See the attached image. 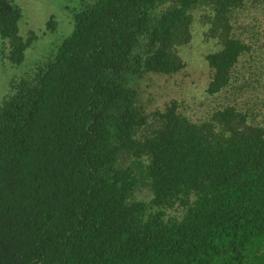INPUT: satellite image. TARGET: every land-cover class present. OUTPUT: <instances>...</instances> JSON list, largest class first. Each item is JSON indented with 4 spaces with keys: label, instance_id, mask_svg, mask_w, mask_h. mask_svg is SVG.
<instances>
[{
    "label": "trees",
    "instance_id": "obj_1",
    "mask_svg": "<svg viewBox=\"0 0 264 264\" xmlns=\"http://www.w3.org/2000/svg\"><path fill=\"white\" fill-rule=\"evenodd\" d=\"M21 18L0 0L13 65ZM196 21L216 107L148 109ZM55 51L0 104V264H264V0H81Z\"/></svg>",
    "mask_w": 264,
    "mask_h": 264
},
{
    "label": "rangeland",
    "instance_id": "obj_2",
    "mask_svg": "<svg viewBox=\"0 0 264 264\" xmlns=\"http://www.w3.org/2000/svg\"><path fill=\"white\" fill-rule=\"evenodd\" d=\"M20 8V34L32 39L20 65L11 64L0 53V104L11 81L32 72L52 56L61 42L73 29V15L81 9V0H12ZM53 20L54 26L48 22ZM217 50L206 41L205 29L196 21L193 40L181 50L186 62L185 70L176 75H146L139 82L142 102L148 109L160 108L170 100H177L180 110L192 121H201L210 115L216 103L205 95L207 84L204 56ZM56 52V51H55ZM146 185L134 194L135 200L149 201Z\"/></svg>",
    "mask_w": 264,
    "mask_h": 264
}]
</instances>
